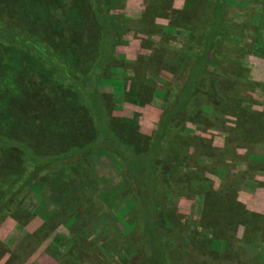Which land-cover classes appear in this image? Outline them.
Instances as JSON below:
<instances>
[{
  "label": "rangeland",
  "instance_id": "1",
  "mask_svg": "<svg viewBox=\"0 0 264 264\" xmlns=\"http://www.w3.org/2000/svg\"><path fill=\"white\" fill-rule=\"evenodd\" d=\"M1 1L9 9L0 11V56L28 52L26 44L17 42L15 36L9 41L2 31L19 33L51 51L56 47L58 56L78 54L80 62L69 69L101 93L103 102L101 114L95 107L97 117L94 114L92 119L88 106L83 118L76 111L81 93L64 88L58 91L55 84V79L70 80L73 87L75 78L60 79L55 69L52 74L48 71L54 81H42L31 68L25 72L27 79H33L29 88L21 78L20 188L31 172V165L25 161L28 155L62 152L73 157L75 149H81L88 152L89 162L83 158L28 185L19 210L12 215L20 214L23 219L25 207L43 223L20 241V255H13L4 264H17L16 258L19 264H128L131 250L127 234H136V217L140 225H146L142 229H152L136 194L138 190L146 193L150 187L147 172L142 173L140 184L134 167L144 162L140 155L149 152L162 97L168 99L175 91L174 71L180 63L176 55L187 38L180 26L199 23L194 29H204L206 22L195 20L199 15L217 24L216 11L212 17L211 10L201 13L207 0H193L187 18L182 16L179 22L177 11L188 0H106V15L116 18V30L110 37L107 28L101 29L99 19L106 15H97L94 0L82 4L78 0H17L14 5V0ZM220 1L224 27L218 31L216 43L208 48L205 32L196 31L193 43L183 53L207 48L203 71L218 78L219 90L230 106L225 108L224 117L206 110L193 114L184 125L185 139L175 138L171 148V156L181 164L173 168L172 182L168 186L162 182L158 190L164 193L171 189L168 196L157 199L168 205L167 213L191 253L185 259L188 264H264V207L250 206L255 199L264 203V95L257 93L259 81L264 80V0ZM38 15L49 16L54 27L50 21L40 24ZM84 20V32L79 34L77 27H82ZM74 35L80 42L68 44ZM108 43L113 45L110 54ZM103 121L115 129L116 143L110 139L112 134L106 137L98 131H102ZM56 126H65L64 140ZM93 129L98 132L90 136ZM177 130L182 131V126ZM200 133L210 134L211 139L203 143L208 156L197 155L193 148L191 139ZM120 140L138 152L127 158ZM2 159L0 177L4 179L10 168ZM124 164L127 172L122 174L120 166ZM13 166L18 168L16 163ZM207 188L213 193L205 198ZM222 188L230 193L218 194L219 203L230 204V211L220 220V213H212L207 198L214 202L215 191ZM246 192L251 194L249 198ZM142 203L146 205L147 198ZM173 239L174 233L169 232L164 240L166 250H170ZM170 253L181 258L177 251ZM4 256L5 247L0 242V264Z\"/></svg>",
  "mask_w": 264,
  "mask_h": 264
},
{
  "label": "trees",
  "instance_id": "2",
  "mask_svg": "<svg viewBox=\"0 0 264 264\" xmlns=\"http://www.w3.org/2000/svg\"><path fill=\"white\" fill-rule=\"evenodd\" d=\"M78 1L81 4L84 2V0ZM94 1L96 3L97 15L100 14L99 17L101 15L105 17V11L107 9L105 7L106 0H98L97 2L96 0ZM192 1L193 0H188L184 4V8L180 11L176 10L179 22L182 21V16H186L187 18L186 14L190 13L188 8ZM15 2H17V0H14L13 5ZM211 4H213V7ZM221 4L220 0H207L203 10L201 11L202 13L204 10H211L212 17L215 10L217 24L214 23L213 19L207 22L202 18V15H199V18H195V20H198V22L201 20L205 21L206 24L204 29H194L196 26H199V23L195 24V27L191 25L180 26L181 33H185L187 38L186 42L182 45L183 48L181 49L182 51L180 50L181 53L176 55V57L180 56V63L174 71V77L176 79V86H174L175 91L173 92V95H171L172 97L168 99H165V96L162 97L161 112L156 122L151 141H149V152L145 154L142 153L143 155H140L144 160L142 163L143 165L138 164V166L134 167L140 184L143 181L142 173L144 171L147 172V180H149L150 187H148L146 193L138 190L136 194L140 199L138 203L142 205L141 211L143 206H145L144 209L147 211L149 220L151 219L152 221V229H142L146 225H140L138 217H136V221L134 223L137 224L138 229L136 234H127L130 231L129 226L127 227L126 234L128 236V243L131 250L128 254V264H188L189 260L186 261L185 259H188L191 253H188L183 237L175 228L170 214L167 213L168 205H165L163 202L158 203L157 197L162 195V198L164 199L165 196H168V192L171 191V189H167L164 193H158V190H161V187L163 186L162 182H165V186H168V184L172 182L171 172H173L174 167L181 164L180 160L171 156V148L177 137H180L179 139L184 137L185 139L186 134L183 132L184 125L194 118L193 114H199L200 112L206 110H210L213 114L224 117L226 115L225 110H227L225 108L230 106L228 99H226L219 90L218 78L203 71L207 48L204 47L203 51L199 52H196L194 49L188 50L187 55L183 53L184 50H187V45L193 43V40L196 37V31L205 32L204 43L205 46H208V48H211L216 43L215 40L218 39V31L222 29L221 27H224L222 22L223 9ZM8 9L9 6H7L6 2L0 0V11L8 12ZM38 16H40L39 18L42 21L40 24H45L50 21L49 16ZM115 19L116 18H110L107 15L103 20L99 19L100 22L103 23V25L100 24L101 29L104 30L107 28L106 30L110 37L113 36V33L116 30L114 27L116 24ZM86 21L87 20H84L82 27H77V30H80L79 34L84 32V25L87 23ZM50 22L51 28H53L55 23H53L54 21ZM71 27H74L73 23H71ZM87 29L88 27H86V30ZM1 34H4L5 38L9 41H11L12 37L15 36L14 38H16L17 42L19 41L26 44L25 47L27 49L24 46L23 47L28 52L25 51V53L21 51L20 56H10L9 58L0 56V159L3 157L2 161L5 160L4 162L7 163L10 168L7 170V175L4 179L0 177V216L4 215L0 217V222L6 216L12 215L14 212L19 210V202L27 192L29 184L41 180L40 177L48 174L49 171L52 173L59 172L60 168L65 166L67 167V165H70L71 163L76 164V162L82 160L83 158L88 161L86 158V154L88 152H81V149H75L76 152L73 157L65 156L62 152H56L54 155L50 154L46 156L28 155V157L25 158V161L27 164L31 165V172L25 177V179H23L26 182L22 181V187L20 188V80L22 78L21 82L26 88H29V83L33 81V79L26 78L25 72L29 68L34 69L42 81H45V78H47V81H54L52 76L49 77L48 71L52 74L55 69L56 72L62 76L60 79L71 78L73 80V78H75L76 84L73 87L70 86L73 85V82L71 81V83L70 80L69 82H65L63 80V82H65L63 83L61 80L55 79V84L58 91L64 88L67 90L69 89L71 92L81 93L80 97L77 98V101H80V108L76 111L78 115L83 118L86 117V108L88 106L93 114L92 119L94 114L97 117V113L94 112L95 107L98 109L99 114H101L100 109L103 107L102 97L100 95L101 93L95 92L94 88H90L89 85H86V82H81V79L74 75L69 69L70 65L80 62L78 54L66 53L65 57L64 55L58 56L55 54L56 47L54 51H51V49H45L40 45H36L33 41L28 40L26 36L20 37L19 33L8 34L5 31H2ZM79 34L77 35L79 36ZM75 36L76 35L73 36L72 40H69L66 36H62V38L68 39V44L69 42H80V40H77ZM56 44L54 46H56ZM109 45L110 44L108 43V54H110L113 50V45ZM66 47H68V45ZM59 51L61 52V50ZM89 54L92 53L90 52ZM202 82H204L205 85ZM58 91L54 92V96ZM135 103L138 104L139 102L135 101ZM31 105V108H33L34 105L32 103ZM102 118L103 120L107 119L106 117ZM96 120H98V118ZM102 125V131L101 129L98 131L101 133L103 132L104 135L102 133V136L106 137H111L110 135L112 134L110 139L112 142L116 143L117 134H115V129L113 128L112 130L109 123L105 125L104 121L102 122ZM181 126L182 131L177 130L178 128H181ZM98 131L93 129L89 135L92 136L94 132ZM56 132L60 138L64 140L63 133L65 132V126H56ZM191 140L194 142L193 148L197 155L205 152L203 151V143H205V140L201 136H193ZM121 148L122 153L127 158L138 152L137 149L129 146L124 141H121ZM6 152L7 154L3 155V153ZM207 154L208 153H204L203 156H208ZM188 157L191 158V156ZM145 161L147 163H145ZM14 163L18 165V168H14ZM44 166H49L50 170L47 168L42 169ZM126 167L125 164L124 166H120L122 174L127 172L124 170ZM134 169L130 168L132 172H134ZM129 176H132L131 173ZM211 193H213L211 189L207 188L206 193L203 196L206 198L207 196H210ZM223 193L229 194L230 192L223 188L219 189L218 192L215 191L216 196ZM219 197L220 196H217V199H215L214 202L209 201V197L207 200L211 206L212 213H217V216H219L220 213L219 219L221 220L224 216L228 215V212L230 211V204L226 203L227 205L223 206V203H219ZM143 198H147L146 205H143L142 203ZM169 232L174 233V239L172 241L173 245L169 248L170 250H166L164 240ZM171 251L179 252L181 258L178 260L175 255L170 253Z\"/></svg>",
  "mask_w": 264,
  "mask_h": 264
},
{
  "label": "crops",
  "instance_id": "3",
  "mask_svg": "<svg viewBox=\"0 0 264 264\" xmlns=\"http://www.w3.org/2000/svg\"><path fill=\"white\" fill-rule=\"evenodd\" d=\"M257 91V93L264 95V80L259 81ZM199 136H201L204 140L207 141L211 139L210 134L200 133ZM223 173L226 174L228 172L224 170ZM246 194L247 197L251 196V194L248 192H246ZM252 195V197H255V192L252 193ZM252 203L253 205H250L251 207H264V203L262 200L255 199ZM24 209L27 215H24L23 219L20 220V214L18 213L19 216H15V214L6 216L0 223V242L5 247L6 254V256L2 258L1 264L9 262V260L14 257L13 255L19 256L20 241L24 238L27 233L38 231L41 224L43 223V219L37 216L33 211H30L25 207ZM19 260L18 258H16L17 264L20 263Z\"/></svg>",
  "mask_w": 264,
  "mask_h": 264
}]
</instances>
